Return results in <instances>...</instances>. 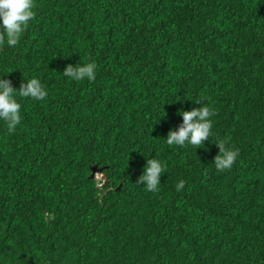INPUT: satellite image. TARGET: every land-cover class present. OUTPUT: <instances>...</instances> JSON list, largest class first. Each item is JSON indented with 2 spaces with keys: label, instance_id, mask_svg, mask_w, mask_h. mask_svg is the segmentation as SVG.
<instances>
[{
  "label": "trees",
  "instance_id": "obj_1",
  "mask_svg": "<svg viewBox=\"0 0 264 264\" xmlns=\"http://www.w3.org/2000/svg\"><path fill=\"white\" fill-rule=\"evenodd\" d=\"M34 12L0 44V76L47 90L18 98L14 132L0 122V264H264V0ZM79 62L94 81L63 76ZM195 101L215 112L210 140L238 150L230 169H215V142H165ZM147 158L167 164L157 192L137 183Z\"/></svg>",
  "mask_w": 264,
  "mask_h": 264
},
{
  "label": "clouds",
  "instance_id": "obj_2",
  "mask_svg": "<svg viewBox=\"0 0 264 264\" xmlns=\"http://www.w3.org/2000/svg\"><path fill=\"white\" fill-rule=\"evenodd\" d=\"M34 8L35 0H0V44L6 41L8 46L14 47L19 43L21 36L29 27V22L35 18ZM96 68L94 62H79L75 66L66 65L61 73L70 80L92 82L96 78ZM46 96L45 86L36 77L24 80L17 89L12 86L10 80L4 78V75L0 76V122L6 125L9 132H14L21 122L22 106L18 98L40 101ZM195 103L199 104V107L178 110L182 122L175 129L168 131L164 138L165 142L169 146L192 145L195 149L204 146L205 141L215 142L218 147V153L212 162L215 169L218 172L230 169L237 159L238 150L225 147L219 139L210 140L213 135L211 117L215 112L207 105H202L200 101ZM165 172H167L166 162L157 158H147L137 183L145 186L149 192H157L161 184V175ZM96 178L105 180L103 175H97ZM176 187L177 191L183 189L184 181L181 180Z\"/></svg>",
  "mask_w": 264,
  "mask_h": 264
},
{
  "label": "water",
  "instance_id": "obj_3",
  "mask_svg": "<svg viewBox=\"0 0 264 264\" xmlns=\"http://www.w3.org/2000/svg\"><path fill=\"white\" fill-rule=\"evenodd\" d=\"M102 171V169L101 168H97V167H93L92 168V173H91V176L92 177H94L95 176V174L97 173V172H101ZM108 181H106V183H107Z\"/></svg>",
  "mask_w": 264,
  "mask_h": 264
},
{
  "label": "rangeland",
  "instance_id": "obj_4",
  "mask_svg": "<svg viewBox=\"0 0 264 264\" xmlns=\"http://www.w3.org/2000/svg\"><path fill=\"white\" fill-rule=\"evenodd\" d=\"M97 175L100 176V174H96V176H97Z\"/></svg>",
  "mask_w": 264,
  "mask_h": 264
}]
</instances>
